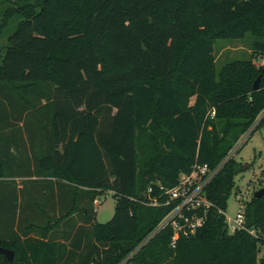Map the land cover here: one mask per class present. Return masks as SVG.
I'll use <instances>...</instances> for the list:
<instances>
[{
    "label": "trees",
    "instance_id": "16d2710c",
    "mask_svg": "<svg viewBox=\"0 0 264 264\" xmlns=\"http://www.w3.org/2000/svg\"><path fill=\"white\" fill-rule=\"evenodd\" d=\"M0 5V35L12 30L0 49V246L15 253L0 264H264L220 211L244 170L234 156L206 186L213 205L195 233L175 246L170 225L150 237L182 173L218 166L264 124V0ZM248 34L250 56L218 69L216 39ZM107 190L117 202L101 223ZM245 217L264 229V195Z\"/></svg>",
    "mask_w": 264,
    "mask_h": 264
},
{
    "label": "built area",
    "instance_id": "2783aa9c",
    "mask_svg": "<svg viewBox=\"0 0 264 264\" xmlns=\"http://www.w3.org/2000/svg\"><path fill=\"white\" fill-rule=\"evenodd\" d=\"M243 142L244 138L242 137L231 150L229 156L218 166L211 167L207 163H200L197 161L190 172H185L180 175L178 183L165 191L169 196L166 205L171 204L172 201H175V205L170 209L150 237L159 230L170 225L174 230L171 244L175 246L179 234L185 236L193 234L204 224L207 212L213 205L205 194V188L218 174L224 163L230 157L234 156ZM241 197L242 195H238L239 199ZM149 204L158 206L160 205L159 199L154 197ZM200 208L202 209V213H199ZM220 211L225 215L229 233H235L238 230H246L255 237L264 248V229L249 228L246 225L245 201L241 204L235 216H228L224 209H220Z\"/></svg>",
    "mask_w": 264,
    "mask_h": 264
},
{
    "label": "rangeland",
    "instance_id": "374dc122",
    "mask_svg": "<svg viewBox=\"0 0 264 264\" xmlns=\"http://www.w3.org/2000/svg\"><path fill=\"white\" fill-rule=\"evenodd\" d=\"M6 5H0V21ZM12 32L9 28L0 35V49L7 43L9 34ZM252 36L248 34L244 39H216L215 46L218 51L217 68L220 69L225 63L234 59H245L250 56V42ZM259 65L264 63V56L256 59ZM246 134L244 142L239 151H236L234 157L241 161L244 167L235 177V187L228 199L226 213L228 216H235L240 209L241 204L250 199L254 193L262 188L264 181V124L255 130L254 134L248 138ZM248 138V139H247ZM247 140V141H246ZM238 195H242L239 199ZM117 197L112 190L103 191L98 195L96 208V220L101 223L109 221L115 212ZM125 264V262H124Z\"/></svg>",
    "mask_w": 264,
    "mask_h": 264
},
{
    "label": "water",
    "instance_id": "95a60500",
    "mask_svg": "<svg viewBox=\"0 0 264 264\" xmlns=\"http://www.w3.org/2000/svg\"><path fill=\"white\" fill-rule=\"evenodd\" d=\"M264 71V69H263ZM260 79H261V76H259L254 84V88L255 89H258L259 88V85H260ZM245 168H248V165L246 164L244 166ZM264 195V187L258 189L255 193H254V196L259 198L261 196ZM0 253L6 255L10 260H13L14 259V250L10 249V248H7V247H3V246H0Z\"/></svg>",
    "mask_w": 264,
    "mask_h": 264
}]
</instances>
